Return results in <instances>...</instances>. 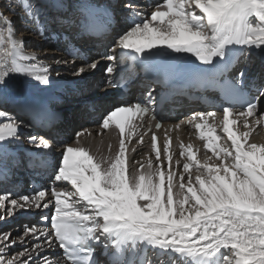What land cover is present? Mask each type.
I'll return each instance as SVG.
<instances>
[{
    "label": "snow or ice",
    "instance_id": "1",
    "mask_svg": "<svg viewBox=\"0 0 264 264\" xmlns=\"http://www.w3.org/2000/svg\"><path fill=\"white\" fill-rule=\"evenodd\" d=\"M17 6L26 18L35 16L39 23V13L30 0H17ZM124 8L131 22L108 50L104 72L109 85L118 86L114 75L118 53H123L121 63L151 64L156 74L151 82L165 88L176 74L173 62L184 53L195 57L201 70L217 63L226 68L234 50L245 55L243 49H247L248 56L253 50L264 53V0H162L150 16H142L131 3ZM4 10L15 15L11 4L4 5ZM91 15L81 21L85 32L93 30ZM35 61L37 53L25 54L23 37H14L12 20L0 11V89L13 76L48 85L49 67ZM97 66L93 61L76 74ZM260 71L264 74V57ZM245 75L240 70L228 78L219 68L210 73L212 83L226 96L238 98L243 110L223 108L221 123L230 147L217 143L216 129L207 124L208 118L215 120L216 112L194 113L189 123L195 122L197 130L208 127L200 135L212 156L205 154L201 161L198 149L180 143L179 156L186 159L179 172L173 167L167 134L162 151L157 135H151L155 163L148 159L137 168L127 155L128 142L138 133L136 122L142 124L149 116L156 120L158 102L151 90L108 110L99 126L101 132L118 130L114 154L96 158L80 144L62 149L54 181L66 182L72 190H57L54 184L50 196L46 190L16 198L11 193L0 194L4 212L0 220L20 211L54 207L50 218L41 216L37 224L26 225L19 239H13L11 232L0 233V264H100L97 250L106 264H264V144L249 142L251 127L264 121V112L258 110L264 98V79L250 82L255 95H249L243 85ZM16 103L25 107L20 100ZM249 118L255 119L250 123ZM0 120L5 121L0 122V143L18 139L22 122L4 110H0ZM238 121L249 131H234L232 126ZM155 128L161 124L156 122ZM76 135L79 140L81 133ZM142 141L141 135L138 142ZM29 143L44 151L52 148L43 137H29ZM4 155L0 149V161ZM180 163L175 160L176 165ZM17 246L20 250L9 258ZM54 249L60 250V256Z\"/></svg>",
    "mask_w": 264,
    "mask_h": 264
},
{
    "label": "bare ground",
    "instance_id": "2",
    "mask_svg": "<svg viewBox=\"0 0 264 264\" xmlns=\"http://www.w3.org/2000/svg\"><path fill=\"white\" fill-rule=\"evenodd\" d=\"M80 0H30L31 6L36 9L39 13V23L36 22L35 16L32 19L25 17L24 12L21 7L17 6V0H0V11H3V15L9 17L12 20L14 27V37L19 39L23 37L25 45V54H30L32 52L37 53V61L42 65L49 67V75L51 78L56 79L60 78L59 82H56L53 85H43L39 82L30 80V79H20L16 76L11 77L8 80V84L3 86L0 89V96L3 97V100H0V110L6 111L9 115L15 118L18 122H22V127L27 128L28 132L23 135H28L25 142L22 143L19 139L10 140L7 143H0V149L4 152V157L8 156L9 152H21L25 148H37L35 145L29 143V137L35 136L40 138L38 131L29 125L28 119L26 116L18 113L16 110L9 109L8 103L6 100L17 101L23 99L22 93L25 91L44 93L48 97H57L59 98L55 102L56 109L61 107V112H57L59 115V122L54 126L52 133L50 131L44 133L45 135L50 134L51 136H60L59 140H56L52 143L51 150L44 151L45 153L52 154L54 157V166L57 165L60 157L62 156V149L65 146H76L80 144L87 148L89 152L94 155L96 158L105 157L110 154H114L117 150L118 144L111 139V145L109 147V142H104L103 139L96 137L95 135L88 136L83 135V131L88 129H93L96 127L95 119L101 115L104 110L111 105L113 98L105 93V86H100L99 80L107 79V76L104 72V66L109 62L107 55L109 54L108 50L112 48L113 44L107 45L108 40L111 37V32L108 35H105L100 39H86L84 38L79 29L76 28V19L79 16V7L77 3ZM87 2L91 5L93 0H81ZM111 7L113 9V14L116 15V12L127 15V10L123 7L118 9V5L121 7L125 3H131L137 10L141 12V15H148L152 10H155L156 5L159 3L153 1L145 0H110ZM11 4L14 9L13 11L4 10V5ZM194 7V6H193ZM116 11V12H114ZM197 12L199 10H196ZM120 26L119 21L115 24ZM126 28L129 26L125 24ZM126 30V29H125ZM113 31V30H112ZM65 34L74 44L79 47H83L84 59L83 58H71L65 54L62 50L64 46L63 41H58L57 44L54 43L51 39L48 38L49 35L55 34L57 37ZM47 36V39H45ZM98 43V45H96ZM58 46V47H57ZM106 49L103 54H99V50ZM121 53L117 54V66H119L118 56ZM93 61L98 62V73H95L96 69H88L81 75H76L77 69L80 67L91 64ZM247 63H250V66H254L255 63H258V55L256 52H253L251 56L248 57ZM103 67V68H102ZM259 73L257 75L258 79H261L264 74L261 73V69H258ZM92 72V73H91ZM115 75V73H114ZM67 77V78H65ZM50 80V81H53ZM21 84L23 85V90H21ZM99 88L98 90L95 89ZM107 87L106 89H110ZM89 90L95 91L92 94L85 95ZM71 92L66 95V92ZM152 93L154 89H151ZM103 94V95H102ZM177 109L175 111H190L195 112L196 109L205 108V105H195L188 106L186 102H174ZM92 109V110H91ZM201 110V109H199ZM259 112H264V101L259 106ZM255 118H249V122ZM0 122H5L0 120ZM236 130L239 131H249L243 127V122L239 121L235 126ZM77 133H81L79 140L77 139ZM62 135V136H61ZM49 136V137H51ZM50 139V138H48ZM249 142L264 144V121H261L259 124H255L251 127ZM39 143V139H37ZM204 143L200 141H194L193 145H202L201 149L197 151V158L203 161L205 154L212 156V152L204 151ZM221 146L227 144L229 147L231 141L228 138H222L219 142ZM194 145V146H195ZM31 146V147H29ZM133 150L130 155V160L132 163L139 168L141 163L146 164L148 159H152L155 163L154 156L149 152L148 143L143 140L142 142H137L133 140L131 143ZM38 149V148H37ZM180 148L175 147L173 151L174 160L173 167L179 172L183 170V162L186 157L182 158L179 156ZM213 159H215L213 157ZM175 160H181L179 165L175 164ZM1 163H3L1 161ZM11 161L6 162V166H10ZM24 167L21 171H18L19 174H23ZM193 178L195 176V169L192 170ZM178 181V177L176 178ZM185 179H187V174H185ZM25 182L24 177L19 180V183L22 184ZM57 190L66 189L72 190L71 186L67 183H57L55 184ZM47 193L51 194L49 190H46ZM9 193L7 190L0 191V194ZM32 195L34 192L27 193L24 191V187L21 188V193L13 195V198L18 197L19 195ZM47 202V199L45 200ZM54 203V201H53ZM51 208L45 210L41 208L39 211L33 209L30 212L20 211L15 216L0 220V233L11 232L13 239H19L23 235L24 228H22L23 222L16 223L18 221H27L29 226L32 224H37L41 216H47L48 211ZM3 210H0V216H3ZM24 216V217H23ZM20 225L23 229L19 232L15 227ZM19 234V235H18ZM31 239V238H29ZM25 246L28 245V240H25ZM19 246L13 248L11 252L8 253V257L19 251ZM55 251V249H54ZM56 253V251H55ZM48 255V253H45ZM57 255V253H56Z\"/></svg>",
    "mask_w": 264,
    "mask_h": 264
},
{
    "label": "rangeland",
    "instance_id": "3",
    "mask_svg": "<svg viewBox=\"0 0 264 264\" xmlns=\"http://www.w3.org/2000/svg\"><path fill=\"white\" fill-rule=\"evenodd\" d=\"M81 1V0H80ZM118 7V9H121V8H123L124 6H120V5H118L117 6ZM113 44V43H112ZM101 68V66L100 67H98L97 69H96V71H95V73H98V69H100ZM92 73V72H91ZM77 75V74H76ZM79 75H81V74H79ZM17 77V76H16ZM17 78H20V79H22L21 77H17ZM65 78H67V77H65ZM53 78H51L50 77V80H52ZM60 81V78H57V80L56 79H53V81H50V83L48 84V85H53V84H55L56 82H59ZM100 86H101V84H100ZM95 89H96V86H95ZM99 88H97L96 90H98ZM95 91H93V90H89L85 95H88V94H92V93H94ZM69 93H71L70 91L69 92H66V95H68ZM56 108V107H55ZM28 132V130H27V128H25V127H21L20 128V130H19V141H21L22 143H24L25 142V140L24 139H26V137L28 136V135H23L24 133H27ZM195 145V144H194ZM29 147H31V146H29ZM196 149H201V147H202V145H195L194 146ZM198 150V151H199ZM20 222H23V223H26L27 221H18V222H16L17 224L18 223H20ZM17 230L19 229V232H21L23 229L21 228V226L20 225H16V227H15Z\"/></svg>",
    "mask_w": 264,
    "mask_h": 264
}]
</instances>
